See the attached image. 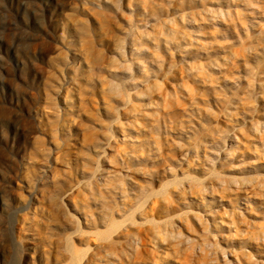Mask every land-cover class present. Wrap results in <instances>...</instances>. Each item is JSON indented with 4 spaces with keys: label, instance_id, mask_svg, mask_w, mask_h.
Wrapping results in <instances>:
<instances>
[{
    "label": "rangeland",
    "instance_id": "374dc122",
    "mask_svg": "<svg viewBox=\"0 0 264 264\" xmlns=\"http://www.w3.org/2000/svg\"><path fill=\"white\" fill-rule=\"evenodd\" d=\"M0 264H264V0H0Z\"/></svg>",
    "mask_w": 264,
    "mask_h": 264
}]
</instances>
